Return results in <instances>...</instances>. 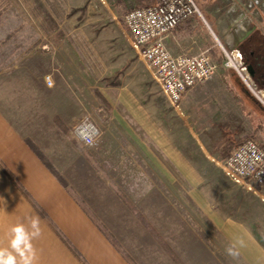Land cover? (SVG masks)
Segmentation results:
<instances>
[{
    "label": "rangeland",
    "instance_id": "1",
    "mask_svg": "<svg viewBox=\"0 0 264 264\" xmlns=\"http://www.w3.org/2000/svg\"><path fill=\"white\" fill-rule=\"evenodd\" d=\"M137 2L138 0H0V76L25 64L43 68L46 63L38 54L51 52L46 46L49 42L75 44L79 47L75 53L80 58L73 60L71 57H64L60 67L63 73L57 86V91L66 97V114L74 121L70 128H63L66 137L71 138L75 145L74 151H69L66 155L65 172L68 173L69 180L86 192L84 195L87 198L95 197L99 190L103 193L109 182H118L123 187L122 201L130 209L128 215H124L131 217L135 214L131 212H137L138 215L134 217L141 222L142 228L145 227L140 232L150 235V239L176 264H185L172 246L160 237L157 228L149 223L151 219L141 215L136 209L138 207L131 201L132 195L125 194L129 182L134 175H139L140 170L147 175L154 170L151 163L149 165L142 161L143 154L159 153L163 171L172 170L175 157L178 189L204 194V218L216 215L225 221L239 223L241 234H246L250 239L248 244L252 247L248 256L253 258L250 263L242 261V264H264V193L235 183L222 168L225 159L237 144L244 142V138L237 137L240 131L234 128V120L225 122L223 107L217 98L206 101L201 97L198 104L197 100L194 102L192 109H198L197 117L205 119L200 123L199 130L193 128L197 123H194L192 115L184 112L182 102L179 107L172 105L161 85L153 78L147 62L132 46V38L124 18ZM204 4H212L211 7L204 6V20L210 27L204 23V31L218 45V54L223 53L222 46L226 50L230 46L226 43L224 34L218 33L211 24L208 11L227 18L231 32L238 30L237 21L244 13L247 14L250 26L255 25L254 15H264L262 7L254 0H206ZM261 27L264 28V22ZM70 52L72 51L64 50L66 54ZM127 65L126 70L116 76ZM85 118L93 120L101 132L94 146L84 145L72 133L73 128ZM56 123L64 127L60 119H56ZM105 154L107 158H104ZM124 154H131L136 163L124 158ZM132 163L135 165L132 166ZM184 166L188 172L191 171L192 177L187 180L190 183L180 177V168L183 169ZM54 172L57 173L55 170ZM57 176L65 187L74 192L75 189L70 186L72 183L59 174ZM135 181L137 182V178ZM159 182L156 184L167 191L168 181L162 177ZM74 194L86 207L82 194L76 191ZM176 196L177 205L185 216L186 195L177 191ZM156 198L158 201L145 199L144 208L158 213L157 208L165 207L167 200L163 195ZM129 221L132 222L131 219ZM133 226L115 225L114 229L123 238L126 236L131 240L134 234L132 230H135ZM102 228L121 249L123 246L119 244L120 239L115 231L112 233L110 229ZM161 229L174 239L183 237L184 234L182 226L166 225L161 226ZM207 233L216 232L214 227L205 223L204 234ZM149 254L146 250L145 257L148 258ZM126 255L135 264L131 256ZM221 257L226 264H230L224 256Z\"/></svg>",
    "mask_w": 264,
    "mask_h": 264
},
{
    "label": "crops",
    "instance_id": "2",
    "mask_svg": "<svg viewBox=\"0 0 264 264\" xmlns=\"http://www.w3.org/2000/svg\"><path fill=\"white\" fill-rule=\"evenodd\" d=\"M197 1L203 17L194 15L183 21L168 37L167 44L176 54H197L211 49L217 72L210 81L198 84L186 92L182 100L184 112L192 115L194 123H197L193 128L199 130L200 123L205 119L197 117L198 109H192L194 102L197 100L198 104L201 97L206 101L217 98L223 107L225 122L234 120V128L240 131L237 137L244 138V141L255 139L264 147V105L248 90L238 72L225 66L223 53L218 54V45L204 31V6L211 7L212 4H204L206 0ZM155 2L138 0L131 10ZM207 15L211 16V24L217 32L224 34L230 48L239 49L255 31L263 32L261 24L264 15L261 14L254 15V26L257 28L245 38L243 35L246 31L241 25L236 32H231L227 18L211 11ZM46 46L51 52L38 54L46 63L43 68L25 64L0 76V162L18 179L29 197L0 167V264H132L126 254L131 256L135 264H176L150 239V235L141 233L145 227L142 228L141 222L134 217L138 215L137 212H131L135 213L131 217L125 216L130 209L122 201L123 187L118 182H109L103 193L99 190L95 197L87 198L84 195L86 192L69 180L65 172L66 155L74 151L75 145L71 138L66 137L63 128H70L74 121L66 114V97L57 91V86L63 73L61 61L66 56L79 60V54L75 53L79 47L66 42H49ZM66 49L72 52L66 54ZM47 76L51 77L52 85L47 83ZM56 119H60L64 127L59 126ZM28 140L38 147L60 176L72 183L70 186L75 189L74 192L82 194L87 209L74 192L59 181L58 174L50 170L34 152ZM146 153L141 156L142 161L149 165L151 163L153 172L147 175L140 170L139 175H134L129 182V189L125 186V194L132 195L131 201L138 207L136 209L151 219L149 223L157 228L160 237L172 246L184 263L226 264L221 255L230 264H242V261L250 263L253 258L248 256V252L252 246L248 244L250 239L246 234H241V225L216 215L204 218V194L178 189L175 157L172 170L163 171L160 154ZM123 157L136 163L131 154H124ZM104 158H107L106 154ZM179 173L185 182L190 183L187 180L191 179L192 174L186 166L180 168ZM162 177L168 181L167 191L156 184L161 182L159 180ZM177 191L186 195L185 216L177 205ZM160 195L167 202L165 207L157 208L158 213L144 208L145 199L158 201L156 196ZM205 223L214 227L216 233L204 234ZM123 224L134 225L131 240L126 236L123 238L114 229L115 225ZM166 225L182 226L183 237H171L161 229V226ZM102 227L110 229L112 233L115 231L120 239L119 244L123 246H120L121 249ZM146 250L150 253L148 258L145 257ZM235 254L245 256L236 257Z\"/></svg>",
    "mask_w": 264,
    "mask_h": 264
},
{
    "label": "built area",
    "instance_id": "3",
    "mask_svg": "<svg viewBox=\"0 0 264 264\" xmlns=\"http://www.w3.org/2000/svg\"><path fill=\"white\" fill-rule=\"evenodd\" d=\"M154 4L138 7L125 16V24L132 38L133 48L151 69L153 78L161 85L172 105L181 104L186 92L198 84L210 81L217 72L211 49L197 54L173 53L167 39L177 27L194 15L203 17L197 0H155ZM253 1V0H252ZM264 11V0H254ZM241 21V22H239ZM239 22V23H238ZM204 23L207 27V22ZM245 28L243 38L257 26H250L247 14L237 21ZM248 25V26H247ZM210 28V27H209ZM264 33V28H263ZM222 46V43L219 42ZM223 48L225 66L235 69L248 90L264 105V90L259 88L238 48ZM46 81L52 85L51 77ZM76 140L94 146L101 132L90 118L81 120L72 130ZM225 174L235 183L264 193V147L256 140H246L237 146L222 164Z\"/></svg>",
    "mask_w": 264,
    "mask_h": 264
},
{
    "label": "trees",
    "instance_id": "4",
    "mask_svg": "<svg viewBox=\"0 0 264 264\" xmlns=\"http://www.w3.org/2000/svg\"><path fill=\"white\" fill-rule=\"evenodd\" d=\"M239 49L243 53L245 63L248 65V67L249 66L253 67L254 72H255L256 83L258 84V86H260L262 89H264V33L262 31H255L247 40H245L240 45ZM128 65L122 71L117 72L116 76L121 75V73H123L126 70ZM28 144L34 150V152L40 157V159L48 166V168L50 170H53L49 161L44 157V155L41 153V151L38 149V147L34 143H32L30 140H28ZM0 167L6 173V175L9 177V179L22 192H24L19 181H18V179L1 162H0ZM53 172H54V170H53ZM24 194L26 197H28V195L25 192H24ZM34 207H36V206L34 205ZM39 211H40L41 215L45 217V214L41 210H39ZM73 251L75 252V250H73ZM76 255L78 256V258L82 262H84L77 253H76Z\"/></svg>",
    "mask_w": 264,
    "mask_h": 264
},
{
    "label": "water",
    "instance_id": "5",
    "mask_svg": "<svg viewBox=\"0 0 264 264\" xmlns=\"http://www.w3.org/2000/svg\"><path fill=\"white\" fill-rule=\"evenodd\" d=\"M249 71H250L251 76L254 77L255 76V72H254V69H253L252 66H249Z\"/></svg>",
    "mask_w": 264,
    "mask_h": 264
},
{
    "label": "clouds",
    "instance_id": "6",
    "mask_svg": "<svg viewBox=\"0 0 264 264\" xmlns=\"http://www.w3.org/2000/svg\"><path fill=\"white\" fill-rule=\"evenodd\" d=\"M229 252L231 253V249H229Z\"/></svg>",
    "mask_w": 264,
    "mask_h": 264
}]
</instances>
